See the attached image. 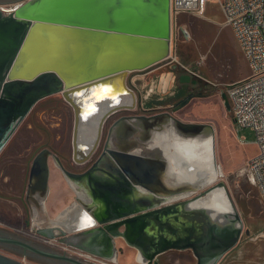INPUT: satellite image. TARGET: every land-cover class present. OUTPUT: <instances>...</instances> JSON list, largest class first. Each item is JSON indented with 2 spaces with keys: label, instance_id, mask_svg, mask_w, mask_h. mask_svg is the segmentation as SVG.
<instances>
[{
  "label": "water",
  "instance_id": "obj_1",
  "mask_svg": "<svg viewBox=\"0 0 264 264\" xmlns=\"http://www.w3.org/2000/svg\"><path fill=\"white\" fill-rule=\"evenodd\" d=\"M173 28L171 0L0 2V150L40 99L62 93L76 114L75 158L79 154V162L89 160L99 144L106 117L113 111L122 108L134 110L138 106V95L128 84L129 74L171 56ZM94 88L113 89L114 95L107 97L106 105L94 107V133L90 140H82L83 124L91 118H83L86 108L82 101ZM191 97L185 99L181 106ZM222 97L227 109L231 110L225 91ZM130 119L141 121L148 132L158 123L172 120L182 133L196 135L206 132L211 143L215 137L212 124L185 121L168 111L132 115ZM128 128L131 129L130 126ZM150 137L148 133L146 139ZM106 148L115 159L112 189L98 185L99 173L92 169L85 177L90 186L87 193L92 196L86 197L91 200V205L81 200L94 216L91 217L93 223L74 227L72 222L66 227L59 217L45 224L50 231L57 228L73 235L86 233L98 218L100 223H105L100 228L108 240L111 236L124 237L138 247L139 255L149 264H157L156 257L170 249H191L198 259L197 264H216L223 254L238 244L243 232V220L238 212L231 214L225 211L221 216L223 219H219L209 209L192 205L193 201L206 196L214 188L223 187L237 210L224 181L199 191L204 184L181 179L179 174L172 172L170 162L163 157L114 148L110 143ZM212 153L214 155V147ZM40 162L45 164L40 170L46 175V150L41 151L35 160V163ZM158 165L160 173L157 172ZM195 168L189 167L190 170ZM35 170H38L36 165L33 167ZM120 180L128 186V197L129 193L135 195L137 189L142 191L147 197L145 205L136 211L103 220L93 206L99 207L102 215L108 207L110 191L116 184L118 186ZM89 181H95L96 188H92L95 183ZM145 181L160 184L161 193ZM119 191L124 192L122 188ZM69 214L65 215L73 219L74 214ZM0 242L21 246L25 255L31 251L73 264H92L66 252L43 249L15 237L0 235ZM66 243L79 246L70 238ZM107 254L103 256H113L114 253L109 250ZM0 264L26 263L0 252Z\"/></svg>",
  "mask_w": 264,
  "mask_h": 264
},
{
  "label": "rangeland",
  "instance_id": "obj_2",
  "mask_svg": "<svg viewBox=\"0 0 264 264\" xmlns=\"http://www.w3.org/2000/svg\"><path fill=\"white\" fill-rule=\"evenodd\" d=\"M223 23L224 13L219 0H210L204 14L194 11L182 13L173 28L171 56L146 69L132 71L128 77V84L138 95L139 111H144L141 106L147 107L146 101L150 100L149 97L157 98L165 95L182 71L189 73L192 79L195 78L203 83V93L192 98L182 110L174 112V115L185 121L213 125L215 137L212 147L219 167L217 182L226 183L237 212L243 220V232L235 249L241 250L243 256L254 257L264 264V200L260 198L247 169L249 159L257 152L256 132L250 126L236 123L232 111L227 109L222 97L223 91L228 94L229 84L244 79L250 74V67L232 27ZM177 64L179 68L175 69ZM193 88L198 89L199 86ZM50 97L62 98L63 95L55 93ZM65 103L67 106H72L68 101ZM46 106L43 107V102L35 106L34 121L41 126H44V123L55 126L58 120L54 119L50 112L45 111ZM165 108L159 107L154 110ZM29 122H31L30 118L24 120L22 138L28 135L27 130L31 129ZM12 137L14 139L15 135ZM34 137L36 138L35 135ZM10 143H12L11 139L8 144ZM55 178L54 185L59 189V178L56 176ZM65 193L67 201H70L73 195L68 190H64ZM13 196L7 190L0 192V230L29 239L39 247L59 253L67 252L74 256L75 252L58 239H48L26 227L21 210L13 207ZM35 227H38V224ZM117 243L124 244L122 238H118ZM0 252L24 260L26 264H69L35 256L29 252L25 255L24 251L15 245L3 242H0ZM171 253L173 258H178L179 264H196L197 259L193 258L189 250ZM116 261L113 264H144L137 260L135 248L129 246L118 253Z\"/></svg>",
  "mask_w": 264,
  "mask_h": 264
},
{
  "label": "flooded vegetation",
  "instance_id": "obj_3",
  "mask_svg": "<svg viewBox=\"0 0 264 264\" xmlns=\"http://www.w3.org/2000/svg\"><path fill=\"white\" fill-rule=\"evenodd\" d=\"M178 68L179 65H175V69ZM195 86H199V88H193ZM203 88V83L199 82L195 78L192 79L189 73L182 71L177 75L174 83L171 86V89L165 95L157 98L149 97L150 100L146 101V103H158V106L156 105L145 108L141 106V109H144V111H139L138 103L137 108L134 110L122 108L113 111L106 117L104 121L101 138L95 152L92 154L91 158L85 162H79V154L76 158L74 155V139L76 128V114L74 107L67 106V104L65 103L67 100L64 97H50L52 96L50 95L45 97L47 99H40L27 114V116L16 127L15 131L12 134V136L15 135L14 139L12 136V138H10L12 140V143L8 144L10 141L9 139L0 150V192H4L7 190L14 195L12 198L13 207L21 210V214H23L24 217V225L26 227L35 231V234L42 235L48 239H58V241H60L64 245H67L71 248V250L75 252V257L79 256L78 258L84 259L80 257V255H82L81 253H90L95 255L97 258L107 259L109 262H107L106 264H113L117 262L116 258L118 256V253H121V251H123L126 246H129L135 248L138 260V247L130 244L129 241L122 236H111V238L108 240L102 234L103 231L100 228L104 227L105 223H100L98 218H95L97 222L93 225L89 232L80 234L78 232L74 235L69 232L65 233L57 228L50 231L48 229L49 226L45 224L50 222V220L62 217L63 214L65 215L71 213L79 206V204L77 203L79 194L76 192L70 182L71 180H76L77 183H79V180L81 181L85 179L88 173L92 172V169H95V171L99 173L100 177L98 178V185L100 184L101 187H104V189H112V185L114 184L112 177L116 172L115 159L113 155L109 153L106 147L110 143L113 133L117 127H119L121 124L126 125V122L130 120V116L132 115H149L162 111H168L172 115H174V112L182 110L192 98L200 96L203 93ZM190 95H192L191 99L185 105L181 106L182 102ZM43 99L45 100L42 101ZM40 102H43V107L49 105L48 107L46 106L47 108L45 109V111L47 113L50 112L52 114L51 116L54 119L58 120L55 126H53V124L51 123H44L45 125L41 126L37 125L34 121V108L35 106H38ZM159 107L168 108L162 110H154ZM176 107H178V109H176ZM26 118L31 119V122H29V127L31 129L27 130L29 136L26 135L24 138H22V135H24V129H22V126L23 124H25L24 120ZM128 129L129 128L127 127L126 129L124 128L123 132L125 134L128 133ZM34 135L36 136V138L34 137ZM129 142L128 140H124L120 141L119 144H121V146L123 145L124 147L128 145L131 146L132 143L130 144ZM111 146L114 148L117 146L119 147V145L114 146L112 144ZM43 150H46L47 156L46 175H43L40 170L43 165L45 166V164L43 162L35 163L38 154ZM35 165L37 166L38 170L33 171V167ZM159 167L160 165L156 166L158 173H160ZM65 170L71 175L67 174ZM55 176L59 178L58 186L60 192L68 190L73 193V198L70 203L66 204V207L59 213H54L52 211L53 202L50 200L51 193L54 188V183L56 181ZM86 181L88 182V180ZM89 182L92 184L93 181ZM93 183L95 184H93L94 187L92 188H96V182L94 181ZM145 183L155 190H160V184L158 183H154L151 181H145ZM127 187V184L122 183L120 180L118 186L116 184V186L114 187L115 189H113V191H110L109 203L105 212L101 213L102 215H100V209L95 205L93 206V210L104 220L109 219L117 214L136 211L144 207L147 200L145 194L142 191L140 192V190L138 191L137 189L135 195H130L129 193L130 197H128ZM121 188L124 192L119 191L121 190ZM205 189H207V187L202 189L201 191ZM34 210H38V219L40 221H43L42 223L38 224V227H35L37 223L35 222ZM40 228H43L44 230L39 231ZM120 229H123V227H121ZM0 235L15 237L32 243L29 239L20 237L18 235H11L4 230H0ZM51 235H53L54 238H50ZM69 238L78 243L79 246L67 244L66 242ZM118 238H122L124 244L119 245L117 243ZM3 243L12 244L8 242ZM12 245H15L18 249L24 251L21 246L16 244ZM81 245L85 246L88 249L83 248ZM109 250L110 252L114 253L113 256H103L108 255L107 252ZM29 253L35 256L46 257L51 260H58L62 263L73 264L60 259L43 256L35 252L29 251ZM172 255L171 253H169V257H167V260L164 262L158 255L156 257L157 264H177L175 263L176 261H178L179 264L178 258H173ZM197 263L198 259L196 261V264ZM92 264L101 263H98L97 261V263ZM144 264L149 263L146 262Z\"/></svg>",
  "mask_w": 264,
  "mask_h": 264
},
{
  "label": "bare ground",
  "instance_id": "obj_4",
  "mask_svg": "<svg viewBox=\"0 0 264 264\" xmlns=\"http://www.w3.org/2000/svg\"><path fill=\"white\" fill-rule=\"evenodd\" d=\"M112 94L114 95L113 89L94 88L88 97L83 98L82 103L85 104L86 108L83 118H88L89 116H91V118H88L83 124L81 132L82 140H90L94 133L95 117H92L94 115V107L99 104L106 105L105 103L109 101L107 97ZM124 99H127V97H124ZM129 126L131 129H128V133L125 134L123 129H126V127L128 128ZM148 133L151 137L146 139ZM124 140H128V142L130 141L129 143H132V145L125 147L123 145L121 146L119 142ZM110 143L114 146L119 145V147L117 146L115 148L135 151L149 156L163 157L170 162L172 172L179 174L183 180L196 181L200 184H204L202 189L216 185L217 183L219 167L216 164V158L212 153L211 139L207 136L206 132L196 135L182 133L175 128L172 120L160 122L148 132L142 125L141 121L130 119L126 122V125L121 124L115 129ZM188 166H195L196 168L195 170H190ZM70 183L74 188H79L80 198L77 199V203L80 207L78 206L70 213L74 214L73 219H70L69 216L63 214L59 220L62 225L65 224L66 227L72 222H74V227H82L91 222L93 223L91 217L94 218V216H92L90 210L87 209V206H84L83 203H81V200H85V203L91 202V200L86 197L87 195L92 197L91 193H87L90 190V186L86 179L79 180V183H77L76 180H71ZM144 188L145 187H143V189ZM159 193L161 192L159 191ZM94 203L95 202L92 204ZM192 205L209 209L213 215L219 219H223L221 216L225 211H228L231 214L237 212L232 206L223 187L214 188L206 196L193 201ZM83 208L84 210L81 212ZM34 211L35 222H37V224L42 223L43 221L38 219V210ZM94 220L96 221V219ZM138 260L146 263L141 255L138 256Z\"/></svg>",
  "mask_w": 264,
  "mask_h": 264
},
{
  "label": "built area",
  "instance_id": "obj_5",
  "mask_svg": "<svg viewBox=\"0 0 264 264\" xmlns=\"http://www.w3.org/2000/svg\"><path fill=\"white\" fill-rule=\"evenodd\" d=\"M210 0H171L173 25L179 15L194 11L204 14ZM224 25L232 27L250 67V74L228 85V98L236 123L256 132L257 152L247 165L259 196L264 200V0H219ZM245 143L243 139H240ZM90 263L106 264L107 259L81 253ZM84 256V257H82Z\"/></svg>",
  "mask_w": 264,
  "mask_h": 264
},
{
  "label": "crops",
  "instance_id": "obj_6",
  "mask_svg": "<svg viewBox=\"0 0 264 264\" xmlns=\"http://www.w3.org/2000/svg\"><path fill=\"white\" fill-rule=\"evenodd\" d=\"M1 2V1H0ZM158 106V103H147V107H152V106ZM76 192L79 194V188L76 189ZM57 188L56 185H54V188L52 190L51 193V197L50 200L53 202V206H52V211L54 213H59L62 209H64L66 207V204L70 203V201L72 199H70V201H67V194L64 192H60V190ZM73 195V193H71ZM73 198V197H72ZM38 220V219H37ZM37 223V222H36ZM239 244V242H238ZM238 244L236 246H234L233 248H231L229 251H227L225 254H223L219 260L217 261L216 264H262L259 260H257L254 257L251 256H243V252L241 250H236L235 248L238 246ZM177 251H185V250H189V252L192 254L193 258L197 257L194 255L193 251L191 249H185V250H179V249H174ZM174 250H170L167 252H163L161 254H159V257L162 258V261H166L167 257H169V253H171ZM172 255V253H171ZM197 261V260H196ZM143 263V262H142ZM175 263L178 264V261H176Z\"/></svg>",
  "mask_w": 264,
  "mask_h": 264
},
{
  "label": "trees",
  "instance_id": "obj_7",
  "mask_svg": "<svg viewBox=\"0 0 264 264\" xmlns=\"http://www.w3.org/2000/svg\"><path fill=\"white\" fill-rule=\"evenodd\" d=\"M243 52V51H242ZM239 58L241 59V57L239 56Z\"/></svg>",
  "mask_w": 264,
  "mask_h": 264
}]
</instances>
